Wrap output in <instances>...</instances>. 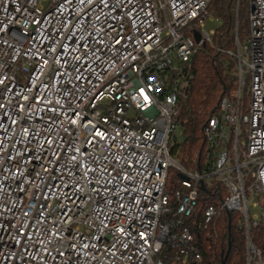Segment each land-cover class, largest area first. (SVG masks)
<instances>
[{
    "label": "built area",
    "instance_id": "built-area-1",
    "mask_svg": "<svg viewBox=\"0 0 264 264\" xmlns=\"http://www.w3.org/2000/svg\"><path fill=\"white\" fill-rule=\"evenodd\" d=\"M210 2L0 0V264H216L222 210L264 264V0L201 169L170 153Z\"/></svg>",
    "mask_w": 264,
    "mask_h": 264
},
{
    "label": "trees",
    "instance_id": "trees-1",
    "mask_svg": "<svg viewBox=\"0 0 264 264\" xmlns=\"http://www.w3.org/2000/svg\"><path fill=\"white\" fill-rule=\"evenodd\" d=\"M248 0H211L208 11L218 21L212 35V45L195 52L190 61V85L180 110L182 139L170 146L171 155L186 169L199 170L208 152L202 127L218 111V102L235 87V38L244 40L248 31ZM174 170H170L171 174ZM169 177L168 187L172 188ZM212 200L207 201V203ZM237 213L220 211L218 242L215 248L217 264L224 254V264H245L244 243L237 228ZM229 225V229H228ZM196 233V237H197ZM252 239L259 244L264 237L261 224L251 229ZM229 241V251L227 245ZM205 249V250H204ZM203 249L204 255L208 250ZM201 263H205L202 260Z\"/></svg>",
    "mask_w": 264,
    "mask_h": 264
},
{
    "label": "rangeland",
    "instance_id": "rangeland-1",
    "mask_svg": "<svg viewBox=\"0 0 264 264\" xmlns=\"http://www.w3.org/2000/svg\"><path fill=\"white\" fill-rule=\"evenodd\" d=\"M211 14V13H210ZM212 15V14H211ZM218 24V21L214 18V16L212 15L211 18L206 22V27H213L215 28ZM232 57L234 58V56L232 55ZM235 59V58H234ZM235 69V67H234ZM176 135L178 136V138L182 139L183 137V133L181 130V127L176 129ZM250 210L252 213H256L258 212V210L254 209L253 207L250 206ZM217 262V261H216ZM217 264V263H216Z\"/></svg>",
    "mask_w": 264,
    "mask_h": 264
},
{
    "label": "water",
    "instance_id": "water-1",
    "mask_svg": "<svg viewBox=\"0 0 264 264\" xmlns=\"http://www.w3.org/2000/svg\"><path fill=\"white\" fill-rule=\"evenodd\" d=\"M196 39H198V36H196ZM182 177V176H181ZM228 229H229V225H228ZM227 252L229 251V241H228V245H227ZM225 259H226V254L223 255L220 264H224L225 263Z\"/></svg>",
    "mask_w": 264,
    "mask_h": 264
},
{
    "label": "snow or ice",
    "instance_id": "snow-or-ice-1",
    "mask_svg": "<svg viewBox=\"0 0 264 264\" xmlns=\"http://www.w3.org/2000/svg\"><path fill=\"white\" fill-rule=\"evenodd\" d=\"M145 99H147V97L145 96Z\"/></svg>",
    "mask_w": 264,
    "mask_h": 264
}]
</instances>
